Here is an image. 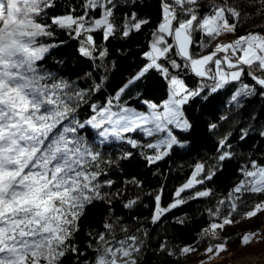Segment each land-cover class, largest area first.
Here are the masks:
<instances>
[{
    "label": "snow or ice",
    "instance_id": "obj_1",
    "mask_svg": "<svg viewBox=\"0 0 264 264\" xmlns=\"http://www.w3.org/2000/svg\"><path fill=\"white\" fill-rule=\"evenodd\" d=\"M135 3L125 0L126 6ZM58 8L57 0H0V264H139L144 241L136 235L115 240L118 217L109 216L101 230L87 233L91 258L75 240L90 208L107 205L104 211L111 213L113 198L121 195L109 191L114 181L105 166L131 161L133 150L140 149L150 167L174 149L187 147L196 126L189 106L199 100L210 102L221 90L230 91L228 103L235 108L251 97L264 99V26L235 36L247 15L241 8H255L264 16V0L247 5L243 0H221L203 10L200 0H160L161 19L142 54L143 65L102 102L96 101L106 86L108 50L97 43L95 34L104 44L117 36L128 39L149 20L127 12L117 24V0H79L78 7L56 12ZM57 30L78 41L76 53L82 62H92V70L76 80L42 67L58 47L48 42ZM229 35L235 38L222 39ZM213 42L215 47L206 54L194 51L197 43L204 49ZM101 69L105 74L97 76ZM153 72L166 83V99L157 103L138 93L136 99L146 110L129 106L123 97ZM185 77L196 78L195 86L190 87ZM217 127L211 123L207 130ZM134 134L147 142L141 143ZM248 134L242 130L239 139ZM259 135L264 137V129ZM230 136L219 139L211 167L195 165L171 204L162 207L161 195L155 194L152 224L188 200L212 195L197 185L212 181L224 162L233 158V152L226 150L232 147ZM117 146L120 154L105 158L104 150ZM240 171L242 179L214 210H207L211 222L199 240L180 247L179 255L197 252L207 240L204 255L209 260L219 257L227 251L228 238L211 241L221 239L218 230L240 222L234 217L242 206L249 210L241 220L264 213V200L248 204L250 198L264 196V165L252 160ZM131 183L141 186L135 178ZM185 192H190L187 199L182 196ZM138 201V196L129 198L122 207L131 210ZM259 236L264 232L245 231L238 238L244 248ZM159 251L176 255L164 242Z\"/></svg>",
    "mask_w": 264,
    "mask_h": 264
},
{
    "label": "trees",
    "instance_id": "obj_2",
    "mask_svg": "<svg viewBox=\"0 0 264 264\" xmlns=\"http://www.w3.org/2000/svg\"><path fill=\"white\" fill-rule=\"evenodd\" d=\"M59 8L56 12H63L67 7H78L79 0H57ZM119 10L115 13V21L121 23L127 12H135L139 17L149 20V24L143 27L139 33H133L128 39L117 37L111 38L106 44L101 40L100 34H95L98 44L108 50L107 65L108 72L106 86L103 95L96 102H102L104 97L111 95L126 82L131 75L135 74L143 65V52L147 51L151 40V32L160 22V0H136L135 6H126L125 0H117ZM221 0H200L203 9H207L210 4H219ZM240 3L241 0H233ZM245 5L255 4L256 0H243ZM246 12L244 23L241 24L235 36L243 35L251 30H259L264 26V16L258 15L255 8H241ZM235 36L223 37L225 41H231ZM199 41V37H196ZM56 43L51 54L43 62L42 67L59 72L66 79L76 80L82 77L85 72L91 69V61H81L76 49L78 41L72 39L67 33L56 31L55 36L48 41ZM62 42V43H61ZM215 47L213 42L207 48L201 49L199 43L194 46V51L206 54ZM103 70H98L96 75H104ZM190 87L195 86L194 77H185ZM81 85L84 80L80 79ZM247 82V80H246ZM144 99L153 102H161L166 99L167 88L165 81L156 73H151L144 81L132 89L123 97L128 101L129 106L137 110H146L145 106L136 99L137 94ZM230 91L221 90L210 97V102L199 100L189 106V117L195 122V130L190 134L188 146L181 149H174L171 154L157 165L147 166L143 158L139 155L140 149H135L134 158L131 161H121L120 165L112 167L105 166V171L109 179L114 181L113 187L109 189L112 193H121L119 197L113 198L112 212L105 213L107 205L97 204L89 209L86 217L81 222V231L75 237L77 244L88 251L91 258V250L87 249L90 243L88 232L101 230L103 220L109 216L113 219L119 218L116 224L114 236L115 240H121L128 236L136 235L143 239L144 244L138 257L139 264H195L200 259V254L205 251L208 241L201 242L198 251L187 256L179 255L178 249L185 245L194 244L199 240L201 230L208 226L211 217L208 209L214 210L217 202L227 196L235 184L242 179L240 169L247 167L250 161L255 160L258 164L264 165V137L259 132L264 129V99L251 97L241 108L229 105ZM227 117V119H221ZM216 123L218 125L214 132L207 130L208 125ZM248 130L245 140H240L242 130ZM231 133L229 137L232 145L230 150L233 158L225 161L224 165L217 172L212 181L205 185H197L203 190L210 189L212 195L200 200H188L187 203L173 209L165 214L157 224L151 223V215L154 211L155 194L161 195V206L167 207L173 202L174 194L190 177L197 163H203L211 167L217 153L219 139ZM134 138L141 143L147 139L134 134ZM120 154L119 147H109L104 150L105 158L115 159ZM135 178L141 186L136 187L131 181ZM190 192L182 193L187 199ZM139 197L138 203L131 209H124L122 204L129 198ZM264 200V196L250 198L248 204H254ZM249 208L241 207L240 213L234 219L240 220L231 226H227L222 234L228 238L227 251H230L233 258L239 257H264V236L256 237L247 246L242 248L239 236L245 231L260 228L264 224V213L250 220H241L240 215L248 211ZM184 220L183 224H177L176 220ZM254 231V232H255ZM147 233V235H144ZM111 239V237H109ZM164 242L170 250L176 252L174 256H167L159 251V244ZM213 244L222 243L223 239L212 240ZM213 262L211 264H215Z\"/></svg>",
    "mask_w": 264,
    "mask_h": 264
},
{
    "label": "rangeland",
    "instance_id": "obj_3",
    "mask_svg": "<svg viewBox=\"0 0 264 264\" xmlns=\"http://www.w3.org/2000/svg\"><path fill=\"white\" fill-rule=\"evenodd\" d=\"M264 232V224L260 226V228ZM222 239L225 238L222 234H218ZM203 251L200 254V259L195 262V264H211L213 262H217L215 264H264V257H255V256H248V257H239L233 258L230 251H226L222 253L219 257L213 258L211 260L208 259V256L204 255Z\"/></svg>",
    "mask_w": 264,
    "mask_h": 264
},
{
    "label": "built area",
    "instance_id": "obj_4",
    "mask_svg": "<svg viewBox=\"0 0 264 264\" xmlns=\"http://www.w3.org/2000/svg\"><path fill=\"white\" fill-rule=\"evenodd\" d=\"M257 230L262 231L261 229H257ZM257 230H256V231H257ZM250 231H251V232H254L255 229H251Z\"/></svg>",
    "mask_w": 264,
    "mask_h": 264
}]
</instances>
